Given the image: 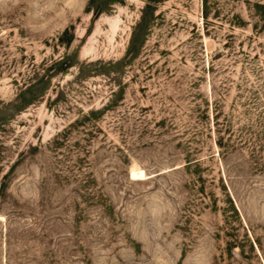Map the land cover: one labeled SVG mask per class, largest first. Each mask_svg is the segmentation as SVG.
<instances>
[{"label":"rangeland","instance_id":"obj_1","mask_svg":"<svg viewBox=\"0 0 264 264\" xmlns=\"http://www.w3.org/2000/svg\"><path fill=\"white\" fill-rule=\"evenodd\" d=\"M260 4L0 0V264H264Z\"/></svg>","mask_w":264,"mask_h":264},{"label":"bare ground","instance_id":"obj_2","mask_svg":"<svg viewBox=\"0 0 264 264\" xmlns=\"http://www.w3.org/2000/svg\"><path fill=\"white\" fill-rule=\"evenodd\" d=\"M132 176L135 178L145 177V173L143 171H133Z\"/></svg>","mask_w":264,"mask_h":264},{"label":"trees","instance_id":"obj_3","mask_svg":"<svg viewBox=\"0 0 264 264\" xmlns=\"http://www.w3.org/2000/svg\"><path fill=\"white\" fill-rule=\"evenodd\" d=\"M258 6L264 8V5H261V4H260V5H258Z\"/></svg>","mask_w":264,"mask_h":264}]
</instances>
